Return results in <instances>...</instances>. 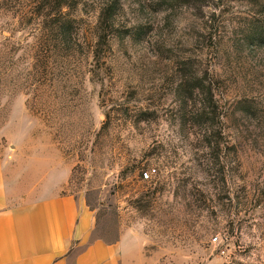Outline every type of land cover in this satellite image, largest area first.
<instances>
[{"label":"rangeland","instance_id":"374dc122","mask_svg":"<svg viewBox=\"0 0 264 264\" xmlns=\"http://www.w3.org/2000/svg\"><path fill=\"white\" fill-rule=\"evenodd\" d=\"M66 1L0 0L9 150L65 165L135 264H264V0Z\"/></svg>","mask_w":264,"mask_h":264},{"label":"crops","instance_id":"0c3cea01","mask_svg":"<svg viewBox=\"0 0 264 264\" xmlns=\"http://www.w3.org/2000/svg\"><path fill=\"white\" fill-rule=\"evenodd\" d=\"M0 123V264H135L128 234L96 233V210L66 190L52 157L10 151Z\"/></svg>","mask_w":264,"mask_h":264},{"label":"trees","instance_id":"16d2710c","mask_svg":"<svg viewBox=\"0 0 264 264\" xmlns=\"http://www.w3.org/2000/svg\"><path fill=\"white\" fill-rule=\"evenodd\" d=\"M38 0H35V3L33 2L32 5H30V11H27L24 15V18L26 19L27 22H30L31 20L35 22V19H38L39 18V9L38 7H36V3H37ZM50 2L54 4V7L56 10L60 11L61 8L63 6H65L67 4V1L66 0H46V2ZM45 15H49V11L47 13H45ZM27 28V27H26ZM257 34V38H259L260 40L264 41V29L263 30H259V29H256L255 30V35ZM261 41V42H262Z\"/></svg>","mask_w":264,"mask_h":264},{"label":"built area","instance_id":"2783aa9c","mask_svg":"<svg viewBox=\"0 0 264 264\" xmlns=\"http://www.w3.org/2000/svg\"><path fill=\"white\" fill-rule=\"evenodd\" d=\"M154 173H155V169L153 167L148 168L140 173V179L143 181H148L151 179ZM211 239L214 242L218 241V236H213Z\"/></svg>","mask_w":264,"mask_h":264}]
</instances>
